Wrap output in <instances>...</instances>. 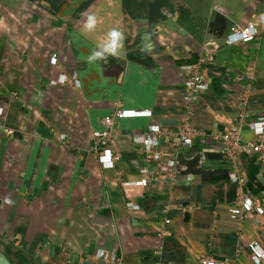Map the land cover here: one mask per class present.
Returning <instances> with one entry per match:
<instances>
[{
  "label": "crops",
  "instance_id": "1",
  "mask_svg": "<svg viewBox=\"0 0 264 264\" xmlns=\"http://www.w3.org/2000/svg\"><path fill=\"white\" fill-rule=\"evenodd\" d=\"M89 14L101 21L95 33L83 31ZM263 15V0H0V252L17 264H114L92 260L97 250L115 252L119 264H201L206 255L253 264L247 247L264 250V216L231 217L237 187L210 141L179 152L174 201L189 210L171 211L167 228L166 187L122 183L140 179L133 137L149 125H179L183 67L206 55L210 42L219 49L204 70L208 89L191 126L229 130L243 111L242 141L255 139L247 123L264 116ZM251 23L259 39L225 44L233 28ZM113 27L126 36L120 56L89 64ZM145 33L150 41H142ZM142 43L150 44L145 52ZM73 75L78 87L49 85ZM115 106L151 116L116 122L111 148L119 161L104 169L93 133ZM257 174L255 192L247 190L262 198Z\"/></svg>",
  "mask_w": 264,
  "mask_h": 264
},
{
  "label": "built area",
  "instance_id": "2",
  "mask_svg": "<svg viewBox=\"0 0 264 264\" xmlns=\"http://www.w3.org/2000/svg\"><path fill=\"white\" fill-rule=\"evenodd\" d=\"M264 17L261 16V18ZM263 23L260 22L264 31ZM261 31L256 24H249L246 28H233L225 38L226 45L238 42H250L260 38ZM209 51L204 56H199L194 62L183 68L189 76L183 85V111L181 121L176 129H167L160 125H149L146 130L133 137V143L137 145V151L141 157V167L138 170L140 179L136 182L122 183V186H135L152 188L154 185L163 184L166 188V203L164 209V224L166 228L171 223L168 214L173 210L186 213L188 206L177 207L174 201V185L178 175V155L182 149L190 148L198 139L210 141L213 149L219 152L226 161L229 169L228 177L232 184L237 187V193L230 209L231 217L237 222L254 219L256 216H264V196L257 197L247 190V178L243 173L242 156L256 160L259 171L256 177L258 183L264 186V116L248 122V127L255 137L251 142H243L241 126L246 123V116L240 111L235 119V124L229 130H221L217 126L209 132L196 130L191 126V118L194 106L200 93L207 91L204 70L214 64V54L219 49L215 42L206 44ZM51 64H56V58L52 56ZM251 78V77H249ZM50 86L72 85L78 87L76 76L71 78L60 76L57 80L50 81ZM241 105L247 102V92L241 97ZM1 113V111H0ZM147 111L123 110L115 106L109 115L102 119L103 130L93 133L95 144L93 152L97 161L104 169H113L119 161V156L111 148L116 122L122 119L138 117H150ZM61 140L64 136L60 137ZM165 142V147L162 143ZM133 211H139L138 205L127 204ZM166 228L162 235L167 234ZM253 264H264V250L257 242L248 244ZM92 260H101L119 264L121 259L115 252L97 250L91 257ZM201 264H227V261L216 260L210 255L201 258Z\"/></svg>",
  "mask_w": 264,
  "mask_h": 264
},
{
  "label": "clouds",
  "instance_id": "3",
  "mask_svg": "<svg viewBox=\"0 0 264 264\" xmlns=\"http://www.w3.org/2000/svg\"><path fill=\"white\" fill-rule=\"evenodd\" d=\"M101 23L96 15H86V19L83 23V31L86 33H95L98 25ZM126 36L118 28H111L106 35L102 38L101 42L91 51V54L86 58L89 64H93L97 61L107 63L109 57L118 58L121 51L124 49V42ZM151 34L145 33L142 37V41H150ZM150 44L142 43L141 52L147 51ZM7 203H11L7 201Z\"/></svg>",
  "mask_w": 264,
  "mask_h": 264
},
{
  "label": "trees",
  "instance_id": "4",
  "mask_svg": "<svg viewBox=\"0 0 264 264\" xmlns=\"http://www.w3.org/2000/svg\"><path fill=\"white\" fill-rule=\"evenodd\" d=\"M242 158V162H243V160H244V158H246L245 156H242L241 157ZM248 160V161H247ZM246 160V164L248 165L247 166V172H245V174H246V178H247V182H248V189L251 191V192H255L253 189H254V187H253V185H255V183H254V181H255V176H256V174H257V172H258V169H259V166H254L253 165V163H251L252 162V160L253 159H247Z\"/></svg>",
  "mask_w": 264,
  "mask_h": 264
},
{
  "label": "water",
  "instance_id": "5",
  "mask_svg": "<svg viewBox=\"0 0 264 264\" xmlns=\"http://www.w3.org/2000/svg\"><path fill=\"white\" fill-rule=\"evenodd\" d=\"M0 264H11L2 252H0Z\"/></svg>",
  "mask_w": 264,
  "mask_h": 264
},
{
  "label": "rangeland",
  "instance_id": "6",
  "mask_svg": "<svg viewBox=\"0 0 264 264\" xmlns=\"http://www.w3.org/2000/svg\"><path fill=\"white\" fill-rule=\"evenodd\" d=\"M70 78H71V77H70ZM68 79H69V78H68ZM9 258H10V256H9ZM9 260H10L11 264H17L15 260H14V261L11 260V259H9Z\"/></svg>",
  "mask_w": 264,
  "mask_h": 264
}]
</instances>
